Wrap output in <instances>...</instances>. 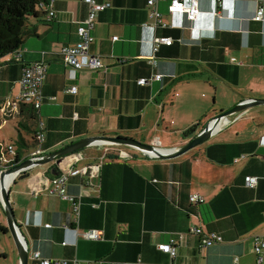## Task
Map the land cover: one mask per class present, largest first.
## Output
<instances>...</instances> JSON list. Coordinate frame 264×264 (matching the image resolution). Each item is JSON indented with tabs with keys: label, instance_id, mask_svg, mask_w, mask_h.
<instances>
[{
	"label": "crops",
	"instance_id": "0c3cea01",
	"mask_svg": "<svg viewBox=\"0 0 264 264\" xmlns=\"http://www.w3.org/2000/svg\"><path fill=\"white\" fill-rule=\"evenodd\" d=\"M98 1L110 7L98 16L91 51L107 69L74 73L61 59V46L79 40L78 26L88 13L82 0H54L53 20L31 18L34 33L23 45L22 59H0V101L6 112L0 116L1 141L17 149L23 136L30 144L26 154H31L37 144L28 127L35 132L40 121L44 154L100 135L144 143L160 139L169 150L192 138L184 136L192 125L202 126L246 98H264V16L255 19L264 0H200L201 13L194 21L184 13L170 14V0L159 1L169 26L156 28L147 0ZM158 36H171L174 42L160 45L151 63ZM42 57L48 64L44 100L38 123L27 124L5 102L19 89L24 65ZM153 74L162 78L138 83ZM73 85L77 92H68ZM218 128L204 144L175 158L150 159L128 150L135 159L107 157L95 176L70 175L68 194L83 195L79 214L70 200L47 189L54 162L28 176L17 175L9 195L30 264L37 251L43 258L88 264H259L254 241L264 235V105L230 116ZM106 148L90 147L94 153L84 152L82 162L67 160L60 168L99 164ZM248 176L258 177L256 187L246 185ZM192 194L205 201L193 204ZM194 227L217 233L223 241L200 247ZM89 229L100 230L101 237L85 238ZM172 238L179 243L175 258L157 247ZM0 264H20L1 202Z\"/></svg>",
	"mask_w": 264,
	"mask_h": 264
},
{
	"label": "built area",
	"instance_id": "2783aa9c",
	"mask_svg": "<svg viewBox=\"0 0 264 264\" xmlns=\"http://www.w3.org/2000/svg\"><path fill=\"white\" fill-rule=\"evenodd\" d=\"M88 6L87 16L80 22L78 26V36L79 40L75 44H64L60 48V56L62 61L71 68L72 72H76L78 69H107V65L104 63L102 57L91 51V46L95 41L93 35V30L96 26L98 16L101 12L105 11L110 7L108 2H99L98 0H82ZM164 0H147V6L149 8V16L151 19V25L156 27H168L169 24L164 18V14L158 9L157 3ZM219 3L222 0H218ZM54 0H50V10L49 17H55L56 12L52 8ZM168 12L170 14L184 13L190 21L196 20L200 13V0H189L186 3L185 0H170L168 5ZM264 16V10L259 8L255 16L256 20H261ZM117 37H114L116 39ZM174 42V38L171 36H158L155 38L154 54L150 59V62H154L155 53L159 50V46L162 44L171 45ZM16 60H21L23 57V51L19 50L13 55ZM48 72V64L45 58L42 57L39 60L27 63L23 67L22 75L19 80V89L16 91L14 98L5 102L6 108H11V110H16L19 112L20 104H28L34 107L36 110L40 111L44 100L43 85ZM162 78L161 74H153L151 78H141L138 80L139 84H147L152 79L160 80ZM78 90L76 85L68 88V92L76 93ZM2 101H0V116L6 115ZM3 113V114H2ZM241 116V115H240ZM3 118V117H2ZM37 148L29 155V157H39L44 154L42 149V144L45 140V134L43 132L42 123L39 121L37 126ZM151 144L158 148H162L161 140L156 139ZM0 145L2 146V155L0 158V168H8L16 162V148L13 144L6 143L0 140ZM97 145L106 146L104 156L101 157L99 164H86L81 167H73L69 170H61V165L70 160L75 164L82 162L85 156L82 152L73 153L62 161L58 163L61 172L51 179L50 185L47 188L50 193L57 194L60 197L70 200L73 204V209L76 214H79L80 207L82 204L83 195L78 196L70 195L67 192V181L69 176L82 174L84 176H95L100 172L102 162L108 157V154L113 153V155H118L119 158L125 160L135 159V155L129 152L127 154L125 149L117 148L114 144H107L100 142ZM110 146V147H109ZM111 146L115 148H111ZM128 151V150H127ZM20 162V161H18ZM0 169V170H1ZM259 182L257 176H248L246 178V185L248 187H256ZM190 201L193 204L203 203L205 199L198 194H192L190 196ZM50 226V224H46ZM192 232L199 236L200 247H210L214 244L221 243L223 241V236L217 233H206L200 227L192 228ZM87 239H99L101 237L100 230L89 229L82 234ZM182 239V235L179 236V240ZM158 249L168 253L172 258H175L179 253V243L175 238H172L169 242H163L158 244ZM254 252L257 255L258 263H264V235L255 236L254 241ZM32 259L35 264H88V262L81 261L79 259H74L71 262L65 259H49L43 258L39 251L34 252ZM111 264H144L141 262H112Z\"/></svg>",
	"mask_w": 264,
	"mask_h": 264
},
{
	"label": "water",
	"instance_id": "95a60500",
	"mask_svg": "<svg viewBox=\"0 0 264 264\" xmlns=\"http://www.w3.org/2000/svg\"><path fill=\"white\" fill-rule=\"evenodd\" d=\"M257 105H264V98H246L237 103L229 110L213 116L202 126H200V123L192 125L184 132L185 137L192 136V138L185 144L177 148L169 150L158 148L151 143H144L135 138L125 136H88L78 141L72 142L53 152L43 154L39 157H29L20 162L13 163V165L9 166L8 168L1 169L0 202L4 211L6 228L10 233L19 253L20 264H30V257L29 249L24 239V234L15 214L13 204L10 200L9 195L10 183L17 175L22 174L24 176H28L31 170H33L34 168L43 164L54 162L55 165H53L51 170L53 172V175L57 176L61 172L58 166V163L60 161L73 153L82 152L84 154L83 150L85 148L93 147L100 142L131 147L132 149L138 150L140 153L150 159L164 160L175 158L189 152L190 150L196 148L201 144H204L206 141L211 139L215 132L218 131L219 125L228 120L230 116L240 114L250 107ZM125 152L129 154V151L126 150ZM9 175H13V178L10 180L9 184L6 185V178ZM46 177L50 179L49 176Z\"/></svg>",
	"mask_w": 264,
	"mask_h": 264
},
{
	"label": "trees",
	"instance_id": "16d2710c",
	"mask_svg": "<svg viewBox=\"0 0 264 264\" xmlns=\"http://www.w3.org/2000/svg\"><path fill=\"white\" fill-rule=\"evenodd\" d=\"M49 7L50 0H0V59L8 55H14L19 50L23 51L22 48L26 39L34 33V29L30 28L31 18L44 15L49 20L54 19L49 17ZM19 113L27 124H34L39 121V111L31 105L21 103ZM28 129L31 133H34L33 138L35 143H37V127L35 132L30 127ZM16 144L15 160L18 162L30 155L26 154L29 151L28 147L30 144L23 136L17 139ZM2 152V146L0 145V158ZM108 158L119 159V156L110 153Z\"/></svg>",
	"mask_w": 264,
	"mask_h": 264
},
{
	"label": "rangeland",
	"instance_id": "374dc122",
	"mask_svg": "<svg viewBox=\"0 0 264 264\" xmlns=\"http://www.w3.org/2000/svg\"><path fill=\"white\" fill-rule=\"evenodd\" d=\"M8 56H11V55H8ZM219 104H217L216 106H215V109H216V111H220V109H221V102H222V99L221 98H219ZM1 120V119H0ZM2 121V120H1ZM1 121H0V123H1ZM116 146H122V145H116ZM123 147H125L127 150H129V151H131V150H133V152H136V153H138V154H142V153H140L138 150H136V149H132L131 147H127V146H123ZM124 149V148H123ZM125 149V150H126ZM85 153H89V152H92V153H94V151L92 150V149H90V148H85L84 150H83ZM135 155V154H134ZM144 156V155H143ZM144 157H146V156H144ZM29 158V157H28Z\"/></svg>",
	"mask_w": 264,
	"mask_h": 264
},
{
	"label": "bare ground",
	"instance_id": "6f19581e",
	"mask_svg": "<svg viewBox=\"0 0 264 264\" xmlns=\"http://www.w3.org/2000/svg\"><path fill=\"white\" fill-rule=\"evenodd\" d=\"M13 178V175H9L7 178H6V185L9 184L10 180Z\"/></svg>",
	"mask_w": 264,
	"mask_h": 264
}]
</instances>
